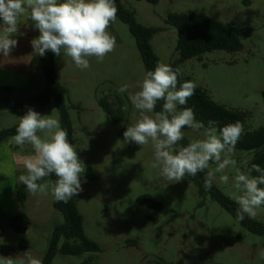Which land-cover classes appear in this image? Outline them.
Returning a JSON list of instances; mask_svg holds the SVG:
<instances>
[{"label":"rangeland","instance_id":"obj_1","mask_svg":"<svg viewBox=\"0 0 264 264\" xmlns=\"http://www.w3.org/2000/svg\"><path fill=\"white\" fill-rule=\"evenodd\" d=\"M120 3L134 14L138 24L162 29L150 41L159 63L169 64L175 56L177 36L175 29L165 24L168 13H194L232 27L243 45L240 52L206 53L200 61L186 60L178 68L182 76L191 78L214 102L243 112L246 131L264 127L261 98L264 0H158L155 5L120 0ZM109 31L116 37L117 46L103 62L98 63L92 57L90 67L81 70L63 54L53 59L56 77L66 89L72 144L80 160L84 165L88 160L95 174L94 181H81L83 191L76 196L84 234L102 250L95 264H176L179 261L182 264H264V258L259 255L264 249V238L248 233L209 198L198 207L197 190L191 182L186 178L180 182L165 181L160 178L159 169L151 167L150 143L142 147L125 142L123 135H118L120 128L126 130L137 121L139 112L131 105L128 93L121 94L117 89L127 83L132 86L129 91L138 90L135 85L142 80L145 70L128 26L116 19ZM36 88L37 83L11 95L0 92V96L7 97V101L0 98V129L19 122V117L31 108L29 94H35ZM109 91L115 92L123 105L125 119L119 126L113 125L97 104L98 98ZM76 105L81 112L75 109ZM53 109V105H47L40 114L58 119ZM184 132L188 143L201 138L191 129ZM254 155L255 151L235 150L233 158L237 160V167L247 171L244 162L249 163ZM227 174L229 185L218 179L214 185L234 201L230 187L234 170H227ZM145 195L154 198L162 209L139 204L138 197ZM254 219L264 223V206L257 210ZM128 240H135L137 246L126 247ZM87 257V254L57 255L52 264H80Z\"/></svg>","mask_w":264,"mask_h":264},{"label":"clouds","instance_id":"obj_2","mask_svg":"<svg viewBox=\"0 0 264 264\" xmlns=\"http://www.w3.org/2000/svg\"><path fill=\"white\" fill-rule=\"evenodd\" d=\"M117 12L115 0H0V54L8 57L17 46L18 40L13 37L24 35L20 25L21 18L26 17L39 31L30 42L36 55L43 57L48 51L58 57L63 54L77 68L88 69L90 58L103 62L115 50L117 40L109 28L116 21ZM181 75L179 68L173 70L160 62L136 83L138 90L129 91L132 86L127 83L120 85L117 91L128 93L131 105L139 112L137 121L123 133L125 142L142 147L150 143L151 167L159 169V176L165 181L180 182L186 176L205 172L204 188L210 190L217 179L229 185L227 170L233 169L230 187L231 198L238 205L236 219L255 218L257 210L264 206V168L258 164L249 168L247 161V171L237 167L233 154L244 134L243 123L219 126L210 120L205 125L196 120L191 108H178L187 103L197 87L192 81L180 82ZM161 101V111H155ZM186 128L201 138L181 144ZM11 141L20 148L31 146L32 153L20 158L25 173L18 176V183L29 194L48 195L50 189L55 201L67 203L83 191L81 176L86 167L69 142L67 131L53 115H41L28 108L19 117ZM53 174L54 181L44 182ZM259 255L264 258V249ZM0 264H42V259L25 251L22 257L0 256Z\"/></svg>","mask_w":264,"mask_h":264},{"label":"trees","instance_id":"obj_3","mask_svg":"<svg viewBox=\"0 0 264 264\" xmlns=\"http://www.w3.org/2000/svg\"><path fill=\"white\" fill-rule=\"evenodd\" d=\"M134 1H145L152 5L158 2V0ZM115 4L118 8L117 19L128 26L129 33L134 39L137 51L139 52L145 73L154 70L159 61L152 51L150 41L152 36L162 31V29L144 27L138 24L135 21L134 14L123 8L120 0H115ZM165 24L174 28L177 36L174 49L175 56L169 63L173 70L178 68L179 65L186 60L197 59L200 61L201 56L206 53L223 51L233 54L240 52L243 48L238 34L232 27L210 17L194 13H168ZM54 56V53L48 51L43 57L38 56L36 58V61L42 63L44 86L37 95L29 97L28 101L31 103V108L39 113L47 105L52 104L58 113V120L62 128L68 133L69 142L72 143V127L65 104L66 89L59 83L56 77V70L53 64ZM32 65L33 63L30 66ZM178 79L180 82L192 81L191 78L182 75L178 77ZM261 98L264 104V91L261 92ZM162 103V101L157 103L155 111H161ZM97 104L113 125L119 126L123 123L125 119L123 105L121 99L116 96L115 92L109 91L104 94L102 97L98 98ZM185 107L191 108L195 113L196 120L203 122L205 125H207L210 120L216 121L219 126L234 123L236 121L242 122L244 125V134L236 144L235 150L255 151V155L248 163V167L250 168L251 164H258L264 168V127L246 131V115L243 112L214 102L206 91L198 86L195 89L194 95L188 99L187 103L183 106H178V108ZM75 109L78 112L82 111L79 105H76ZM17 126L18 123L13 127L1 129L0 143L11 139V137L16 134ZM185 130L188 129L186 128L184 131ZM124 131V128H120L118 130V135H123ZM180 143L187 145L188 141L184 138ZM85 167L86 171L82 174L81 181H94L95 174L88 160L85 162ZM252 174L256 175V173ZM205 175V172H201L195 177H185L197 190V206L202 207L204 201L209 198L230 215L232 220L244 228L248 233L264 238V223L247 216H245L243 221H238L236 219L238 208L236 202L225 197L214 184L210 190H205ZM46 179L51 182L54 181L56 177L53 174L50 177H46L45 180ZM27 196L28 191L26 187L19 183L14 190V199L16 203L23 207L26 203ZM138 203L154 210L162 209L160 203L148 195L138 197ZM52 207L61 214L63 222L52 229L46 250L42 257V264H52L53 259L57 255L63 257H77L85 254H87L88 257L80 264H95L97 254H100L102 250L97 243L88 239L84 234L82 216L77 208L76 197H73L67 203L54 200ZM7 226L14 233L23 234L28 227V218L23 213L16 214L8 220ZM26 244L25 241H20L19 248L21 250L25 249ZM125 246H137V243L135 240H128L125 241ZM176 264H182V262L179 261Z\"/></svg>","mask_w":264,"mask_h":264},{"label":"crops","instance_id":"obj_4","mask_svg":"<svg viewBox=\"0 0 264 264\" xmlns=\"http://www.w3.org/2000/svg\"><path fill=\"white\" fill-rule=\"evenodd\" d=\"M21 22L20 31L24 35L13 37L18 40L17 46L8 57L0 54V92L11 95L28 90L37 83L36 92H33L35 94H29L33 97L44 86L42 64L36 61L39 55L33 52L30 43L39 35V31L33 29L32 22L26 17H22ZM2 99L7 101V97ZM7 107L5 105L4 109L8 112ZM31 153L27 145L15 147L11 139L0 143V256L22 257L25 251H30L42 259L52 229L63 222L61 214L52 207L54 198L50 191L48 195L33 196L28 193L23 207L14 199V190L19 184L18 176L25 173L20 158ZM19 213L28 218V227L23 234L14 233L7 226L8 220ZM20 241L27 243L23 250L19 248Z\"/></svg>","mask_w":264,"mask_h":264}]
</instances>
